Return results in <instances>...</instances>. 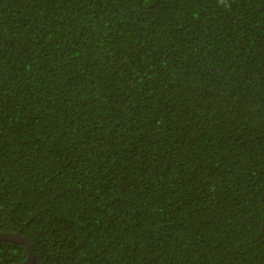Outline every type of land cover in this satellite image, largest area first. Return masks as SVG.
Listing matches in <instances>:
<instances>
[{
    "label": "trees",
    "instance_id": "16d2710c",
    "mask_svg": "<svg viewBox=\"0 0 264 264\" xmlns=\"http://www.w3.org/2000/svg\"><path fill=\"white\" fill-rule=\"evenodd\" d=\"M0 232L32 264H264V0H0Z\"/></svg>",
    "mask_w": 264,
    "mask_h": 264
},
{
    "label": "water",
    "instance_id": "95a60500",
    "mask_svg": "<svg viewBox=\"0 0 264 264\" xmlns=\"http://www.w3.org/2000/svg\"><path fill=\"white\" fill-rule=\"evenodd\" d=\"M0 240H10L19 242L25 245L27 249V257L24 261H21L17 264H32L34 261V247L30 243L28 239H26L24 236L20 235L18 232H0Z\"/></svg>",
    "mask_w": 264,
    "mask_h": 264
},
{
    "label": "clouds",
    "instance_id": "9594fccd",
    "mask_svg": "<svg viewBox=\"0 0 264 264\" xmlns=\"http://www.w3.org/2000/svg\"><path fill=\"white\" fill-rule=\"evenodd\" d=\"M224 2V0H220V3H223Z\"/></svg>",
    "mask_w": 264,
    "mask_h": 264
},
{
    "label": "bare ground",
    "instance_id": "6f19581e",
    "mask_svg": "<svg viewBox=\"0 0 264 264\" xmlns=\"http://www.w3.org/2000/svg\"><path fill=\"white\" fill-rule=\"evenodd\" d=\"M192 73V72H191Z\"/></svg>",
    "mask_w": 264,
    "mask_h": 264
}]
</instances>
